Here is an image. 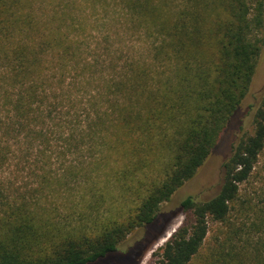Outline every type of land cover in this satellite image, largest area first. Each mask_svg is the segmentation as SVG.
Returning <instances> with one entry per match:
<instances>
[{
	"label": "trees",
	"instance_id": "16d2710c",
	"mask_svg": "<svg viewBox=\"0 0 264 264\" xmlns=\"http://www.w3.org/2000/svg\"><path fill=\"white\" fill-rule=\"evenodd\" d=\"M120 5L125 29L149 40L144 59L120 48L85 56L86 40L62 28L68 18L45 20L34 0H0V264L115 256L129 235L165 216L162 205L204 165L249 92L264 44V0ZM55 139L78 155L98 154L96 171L122 162L110 167L129 193L122 214L89 228L59 227L37 198L54 187L45 168L35 189L20 191L18 174L33 172L29 162ZM259 164L264 187V88L252 134L232 143L215 193L180 203L189 221L155 254L159 264H264V202L240 191Z\"/></svg>",
	"mask_w": 264,
	"mask_h": 264
},
{
	"label": "rangeland",
	"instance_id": "374dc122",
	"mask_svg": "<svg viewBox=\"0 0 264 264\" xmlns=\"http://www.w3.org/2000/svg\"><path fill=\"white\" fill-rule=\"evenodd\" d=\"M105 1L106 5H101ZM121 0H34L36 14L45 20L53 17L54 13L69 19L64 31L73 37L86 40L84 48H89L85 56L97 52L103 54L104 48H120L122 52L144 59L148 52L149 40L143 35L125 29L122 14ZM122 10V11H121ZM70 23H72L70 25ZM115 34H120L117 38ZM66 78L74 82L75 74L69 73ZM264 88V44L258 60L255 74L252 78L249 92L242 101L236 117L222 135L216 148L208 157L197 174L179 189L171 200L162 205L164 217L158 219L155 226L148 230H137L129 235L120 245L119 251L93 264H159L157 252L164 246L171 235L183 224L189 221L188 213L179 208L180 203L188 196H210L218 189L221 165L227 157L232 143L242 133L253 131V116L258 106ZM63 140H54L51 148L46 150L44 156H39L36 162L29 165L36 168L25 171L17 176L20 191L25 185L35 189L39 179L40 169L45 168L48 177L53 180V189L45 188L41 195L43 213H50L55 217L56 224L63 228L93 227L105 218L116 217L123 213L130 205L127 200L129 193L122 192L116 185V175L110 171L118 168L119 163H109L105 167L102 162L99 169H93L100 156L78 155L74 150L67 151ZM33 158V157H32ZM81 162L84 163L81 165ZM260 164L246 184L240 186L241 196L251 203L264 202V187L261 181ZM83 168L94 170L91 174H83ZM80 170V171H79ZM120 175V172H119ZM30 190V189H27ZM126 198V199H125ZM130 198V195L128 199ZM97 201V202H96ZM163 230L161 231V226ZM217 225H211V234L215 233ZM144 243H143V240ZM154 239L152 242L151 240ZM149 245L146 250L135 251L137 245ZM116 257L115 259H110Z\"/></svg>",
	"mask_w": 264,
	"mask_h": 264
}]
</instances>
